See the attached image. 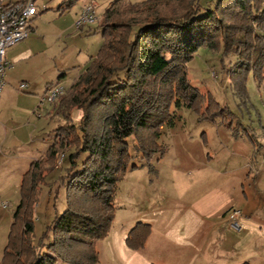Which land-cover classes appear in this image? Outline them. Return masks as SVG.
Listing matches in <instances>:
<instances>
[{
    "label": "trees",
    "instance_id": "1",
    "mask_svg": "<svg viewBox=\"0 0 264 264\" xmlns=\"http://www.w3.org/2000/svg\"><path fill=\"white\" fill-rule=\"evenodd\" d=\"M79 1L66 0L58 12ZM102 17L98 53L54 104L63 124L21 178L0 264H99L96 244L112 225L117 185L137 168L133 159H162L166 147L158 141L176 110L219 121L233 138L240 129L253 132L189 83L187 65L202 48L233 56L228 73L239 78L236 90L246 99L249 74L264 82V0H113ZM73 111L80 112L76 122ZM59 156L65 209L34 244L35 206ZM150 233L138 223L125 243L138 251Z\"/></svg>",
    "mask_w": 264,
    "mask_h": 264
},
{
    "label": "crops",
    "instance_id": "2",
    "mask_svg": "<svg viewBox=\"0 0 264 264\" xmlns=\"http://www.w3.org/2000/svg\"><path fill=\"white\" fill-rule=\"evenodd\" d=\"M89 4L81 7L75 20ZM103 13L96 12L100 19ZM32 24L29 38L6 53L12 68L5 75V86L0 93V260L19 202L21 178L51 145L42 149L36 136L38 128L42 129L44 125L40 120V109L47 117L52 113L55 117L56 105L40 107V99L50 85L60 84L67 89L102 44L97 39L93 49L86 44L74 57L52 61L46 55L44 34L35 31ZM72 27L76 30L74 25ZM65 30L63 28L62 36L66 34ZM77 31H80V37H90L83 40L92 41L96 34L101 36L100 24ZM73 37L80 40L76 35ZM21 83L27 85L22 92L18 90ZM219 126L216 124L215 127ZM246 126L252 131L264 132L261 120L259 124ZM220 134L223 133L216 130V138H207L202 143L206 152L201 148L198 154L189 156L186 149L188 161L195 160V169L183 175L174 172L173 180L166 183L171 190H166L167 187L161 190L156 205L148 214V221L140 219L151 227L141 250L129 251L124 248L122 239L113 242L108 237L96 244L98 253L106 248L109 255L115 256L114 248L119 247L126 263H138L143 257L144 264H264V145L255 148L244 135V138L229 136L223 140ZM195 176L200 184L207 179L210 182L198 186V190L177 186ZM175 179L185 180L175 185ZM53 190L50 187L45 195L49 192L51 195ZM232 209L241 212V230L238 232L227 221V214ZM56 215L59 214L55 209L48 213L44 219L45 227ZM138 220L131 219L126 228Z\"/></svg>",
    "mask_w": 264,
    "mask_h": 264
},
{
    "label": "rangeland",
    "instance_id": "3",
    "mask_svg": "<svg viewBox=\"0 0 264 264\" xmlns=\"http://www.w3.org/2000/svg\"><path fill=\"white\" fill-rule=\"evenodd\" d=\"M65 1L66 0H34V5L39 10V13L32 20V28L34 27L35 31L38 30L44 34V45L46 47L45 49H47L46 55L52 61L54 59L60 60V58L74 57L80 49H84L87 45L92 46L90 49H93V47H95V40L99 39L100 42L103 41L100 34H96V37L92 36V41L83 40L84 38L88 39L90 37H80V31L72 29V25L77 21L78 18L76 20L75 18L76 15L79 14L81 7L88 2L90 3L89 5L94 8L95 12L101 14L109 7L113 0H80L70 11L59 16L60 13L57 8L61 2L63 3ZM132 1L140 2L142 0ZM98 24H100V26L103 24V17L99 20ZM63 28L66 29L64 31L66 34L62 36ZM58 29H60V31L56 34ZM73 35H76L80 40L75 39ZM234 63L235 58L231 55L224 56L221 52H211L202 48L187 65L188 81L201 94H209L221 107L228 109V111H230L245 127H249L246 125H250V123L259 124V120H261L262 127L264 128V82L259 86V84L253 80L252 74H249L245 83L247 98H240L236 90L238 85L236 83L239 81V78L228 73L230 67H232ZM39 114L42 115L40 120L44 125L42 129L38 128L36 139H38V144L43 145L42 149H46L53 141V130L56 129L58 125L63 124V120L59 116L52 117L54 113H52L50 117H47L44 114V110L41 109ZM174 115L176 117L173 124L164 127L158 141L160 145L166 147V153L162 159L159 161L154 159L149 165L141 162L138 157L133 159L137 168L129 170L118 183L115 200L116 210L112 225L108 235L102 239L101 242L108 237H110V240L113 242L114 240L121 242L122 239L125 244L124 248L129 251H135L129 249L125 243L129 232L138 223L145 224L146 222L144 221H148V214L151 208L156 205L155 201L161 190H164L166 187V190H171V187L166 183L167 181L169 183V180H173L171 176L174 172L183 175L195 169V164H193L195 160L188 161L186 149L189 151V156H195L196 153H199L198 150L201 148L202 151L206 152V148L203 147L202 143L205 142L207 138H216V130H219L223 134H231L230 130L220 124L219 121L211 122L199 120L198 115L189 109L182 108L176 110ZM79 117V111L72 112V120L74 122H76ZM214 124L215 126L216 124L220 126L215 127L213 126ZM238 133L243 138L244 136L248 138L250 134L254 136L255 143L253 144L255 148H258L260 144L264 145V132H261V130L247 134L240 129ZM223 134H220V139L223 140L232 136L226 135L224 137ZM241 136L239 137L241 138ZM128 142L131 147V140H128ZM130 149L132 153V148ZM58 159L59 157L57 160ZM59 170L60 168H57L56 161V172L51 174L47 179L48 186L41 187L39 200L35 206L34 234L32 236V242L34 244L37 243L38 238L45 229L46 222H44V219L47 217L48 213L51 212L52 209H55L57 214H60V212L65 209V192L64 190H59ZM184 180L185 179H182L180 181L175 179V185ZM208 181L210 182V180L207 179L203 184H200L195 176L177 186L198 190V186L206 185ZM50 187L51 189L54 188L53 192H51V195L50 192L45 195ZM56 190L59 192L55 195ZM52 196L53 199L51 201ZM131 219L139 220L135 221L132 227L130 225L126 228ZM125 228L126 230L124 231ZM114 253L117 255H109L110 252L108 254L106 248L101 249L100 254L98 253L99 264H144L143 257L138 259V263L135 261L126 263V259L122 257L119 247L114 248Z\"/></svg>",
    "mask_w": 264,
    "mask_h": 264
},
{
    "label": "built area",
    "instance_id": "4",
    "mask_svg": "<svg viewBox=\"0 0 264 264\" xmlns=\"http://www.w3.org/2000/svg\"><path fill=\"white\" fill-rule=\"evenodd\" d=\"M38 13L39 10L34 5V0H0V93L5 86V75L12 68L6 60V53L10 48L29 38L31 22ZM99 20L94 8L87 5L83 8L74 27L76 30L85 29L98 24ZM26 89V84H19L20 92ZM64 91V87L60 84L50 85L40 99V107L54 105ZM62 161L63 156H59L57 168H61ZM262 169L264 172V161ZM240 217L241 212L238 209H232L227 214L229 226L237 232L241 230Z\"/></svg>",
    "mask_w": 264,
    "mask_h": 264
}]
</instances>
